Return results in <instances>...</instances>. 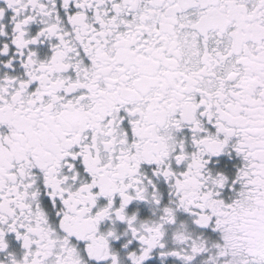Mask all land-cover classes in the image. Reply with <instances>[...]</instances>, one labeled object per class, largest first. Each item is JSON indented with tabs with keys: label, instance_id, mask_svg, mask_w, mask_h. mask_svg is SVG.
Returning <instances> with one entry per match:
<instances>
[{
	"label": "snow or ice",
	"instance_id": "1",
	"mask_svg": "<svg viewBox=\"0 0 264 264\" xmlns=\"http://www.w3.org/2000/svg\"><path fill=\"white\" fill-rule=\"evenodd\" d=\"M0 264H264V0H0Z\"/></svg>",
	"mask_w": 264,
	"mask_h": 264
}]
</instances>
